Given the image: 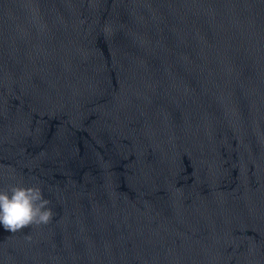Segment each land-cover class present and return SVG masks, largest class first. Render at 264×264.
<instances>
[{
  "label": "water",
  "instance_id": "1",
  "mask_svg": "<svg viewBox=\"0 0 264 264\" xmlns=\"http://www.w3.org/2000/svg\"><path fill=\"white\" fill-rule=\"evenodd\" d=\"M0 264H264V0H0Z\"/></svg>",
  "mask_w": 264,
  "mask_h": 264
},
{
  "label": "clouds",
  "instance_id": "2",
  "mask_svg": "<svg viewBox=\"0 0 264 264\" xmlns=\"http://www.w3.org/2000/svg\"><path fill=\"white\" fill-rule=\"evenodd\" d=\"M38 186L12 185L0 189V225L17 233L32 225L49 224L54 212Z\"/></svg>",
  "mask_w": 264,
  "mask_h": 264
}]
</instances>
